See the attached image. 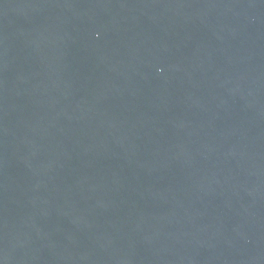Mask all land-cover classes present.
<instances>
[{"label":"water","instance_id":"water-1","mask_svg":"<svg viewBox=\"0 0 264 264\" xmlns=\"http://www.w3.org/2000/svg\"><path fill=\"white\" fill-rule=\"evenodd\" d=\"M0 264H264V0H0Z\"/></svg>","mask_w":264,"mask_h":264}]
</instances>
